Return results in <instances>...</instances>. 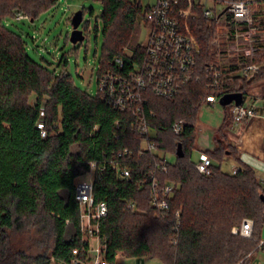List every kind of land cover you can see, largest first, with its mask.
Wrapping results in <instances>:
<instances>
[{
  "label": "trees",
  "instance_id": "16d2710c",
  "mask_svg": "<svg viewBox=\"0 0 264 264\" xmlns=\"http://www.w3.org/2000/svg\"><path fill=\"white\" fill-rule=\"evenodd\" d=\"M57 2L0 0V264H51V258L71 264L75 249L85 257L89 242L83 240L75 194L76 181L91 162L106 169L94 178L93 197L108 206V215L99 220L98 236L110 264L119 253L162 264H248L253 255L264 251V243L259 247L264 189L256 171L242 163L236 173L222 171L218 163L226 156L240 162L224 135L225 127L216 133V149L206 152L212 161L209 175L197 170L192 153L197 115L209 94L246 95L253 82L264 79V59L256 60L262 68L255 78L231 77L239 70L238 63L224 69L220 92L197 81L175 97L146 92L143 115L158 152L152 154L143 150L144 139L136 131L139 119L133 112L116 111L98 95L91 97L78 89L66 70L57 75L34 61L22 36L6 28L5 21L18 13L33 22ZM102 2L105 44L98 75L120 72L114 60L121 56L127 71L144 53L142 46L135 48L131 58L125 53L137 22L143 19V9L124 0ZM198 12L190 23L202 67L213 62L209 46L217 23ZM60 63L67 66L66 55ZM181 120L186 125L175 136L172 127ZM125 149L132 156H120ZM126 167L131 176L122 179L117 168ZM155 180L161 187L174 185L166 198L170 210L165 217L152 205ZM244 219L254 221L251 239L232 233ZM27 232L50 256L32 258L26 250L13 247V235Z\"/></svg>",
  "mask_w": 264,
  "mask_h": 264
},
{
  "label": "built area",
  "instance_id": "2783aa9c",
  "mask_svg": "<svg viewBox=\"0 0 264 264\" xmlns=\"http://www.w3.org/2000/svg\"><path fill=\"white\" fill-rule=\"evenodd\" d=\"M102 2V0H99ZM129 4L139 5L143 9V20L150 25L149 41L144 48V53L131 64V69L123 70L124 57L114 60L120 72L107 70L98 75L97 95L116 111H131L139 119L136 131L144 139L143 150L152 154L158 153L153 140V131L143 115V107L147 98L145 93L150 92L157 97H175L180 95L182 90L193 84L195 81L204 82L208 89L213 92H220L223 88L226 75L224 74V63H209L207 66L199 64L201 50L198 46L196 36L190 31L189 23L192 18L198 17V11H202L204 18L212 19L216 14L211 8L202 4L203 0H124ZM222 1V0H221ZM227 7L217 16L218 36L213 44L234 40L238 48V54H242L239 61V70L231 73L230 76L237 77L239 72L246 78H251L258 73L262 66L254 59L264 56V17L262 20L255 18V11L258 0H224ZM227 14L226 21L221 22L220 18ZM16 21L29 20L30 18L18 13ZM221 27V29H220ZM127 57H133L128 55ZM251 60V61H249ZM221 61V59H220ZM221 97L217 94H209L203 106L215 108ZM232 119L239 124L251 119L257 114V105L250 101V96L245 95L241 105L232 104ZM186 122L183 120L175 122L172 127L175 136H179L184 129ZM42 127V124H40ZM143 154V152H140ZM128 149L120 155H130ZM88 171L84 174L90 175L89 180L81 179L76 181V194L80 213L81 229L83 240L89 242V248L85 257H80L79 250H73L74 258L71 264H110L103 255V245L99 240V220L108 215V206L104 201L96 202L93 197L94 178L97 173L105 171V166L98 162L88 164ZM197 170L205 175L210 174L212 161L207 153H200L199 161L196 163ZM115 167V166H113ZM117 170L122 179L131 176L129 168ZM238 168L233 169L236 173ZM174 190L172 183L161 187L155 180L152 187V205L157 207L165 217L169 212L167 197ZM179 216V212H177ZM254 221L244 219L240 227H234L232 233L242 238H253ZM92 242L96 243L93 248ZM264 240H261L259 247Z\"/></svg>",
  "mask_w": 264,
  "mask_h": 264
},
{
  "label": "rangeland",
  "instance_id": "374dc122",
  "mask_svg": "<svg viewBox=\"0 0 264 264\" xmlns=\"http://www.w3.org/2000/svg\"><path fill=\"white\" fill-rule=\"evenodd\" d=\"M202 4L207 8H211L216 17L210 20L211 23L216 22L217 16L220 15L227 5L221 0H203ZM103 2L99 0H58L57 4L49 9L46 13L41 14L33 22L29 20L16 21L14 18H9L5 21L6 28L10 31L21 35L24 43H26V49L29 57L34 61L41 63L48 70L60 75L66 70L72 77L73 84L79 89L87 92L91 97L97 96L98 91V74L100 72V63L103 59V48L105 44L104 39V25L102 24V14L104 12ZM79 10L83 11V22L81 23V30L87 29L84 34L85 39L82 42L74 45L70 41L71 34L73 32V26L71 24L73 16ZM200 12H198V16ZM198 18V17H197ZM192 18V19H197ZM227 14H224L220 20L226 21ZM191 22V21H190ZM137 27L133 36L132 43L125 50V53L132 55L137 46L146 47L149 41L150 25L140 19L137 22ZM217 25V24H216ZM190 31L191 23H189ZM218 25L214 33V38L210 43L209 49L213 62L222 63V57L230 50L229 43L224 44L218 48L219 44H213V41L217 38ZM221 29V27H220ZM193 33V32H192ZM194 34V33H193ZM196 36V35H195ZM197 38V37H196ZM66 55L68 64L65 68L60 63L63 56ZM221 58V61H220ZM264 59V56L258 57V59ZM228 59V58H227ZM253 60H257L252 58ZM225 61V58H224ZM251 61V60H249ZM235 73V72H233ZM239 76L243 77L244 74L239 72ZM264 82V79L257 80L252 85H259ZM249 92H247L248 95ZM232 105L221 106L216 103L215 108H209L203 106L197 115L196 120V149L192 153V161L196 164L199 161L201 152H211L216 149L217 144V131L213 130L219 127L222 123V111L226 110L229 116L232 117ZM212 109V110H211ZM214 111V112H213ZM174 156H169L170 161H174ZM234 156H226L220 163L221 169L224 173H232L233 169L237 167ZM91 177L87 173L82 176V180H89ZM264 189V182L261 183ZM261 237L264 240V225L261 230ZM35 239H31L30 233H16L12 238V245L16 249H23L27 251V254L32 258L46 254L50 256V252L46 251L44 247L40 248L34 244ZM93 248L96 247V243L92 242ZM141 263L137 264H162L160 261H154L150 263L146 258L139 260ZM51 264H64L56 262L51 258ZM251 264H264V251H259L253 258Z\"/></svg>",
  "mask_w": 264,
  "mask_h": 264
},
{
  "label": "crops",
  "instance_id": "0c3cea01",
  "mask_svg": "<svg viewBox=\"0 0 264 264\" xmlns=\"http://www.w3.org/2000/svg\"><path fill=\"white\" fill-rule=\"evenodd\" d=\"M222 1L225 3L224 0ZM257 4L258 5L255 11V18L262 20L264 17V0H258ZM260 30L264 31V29H260ZM228 46L230 50L233 49V52L229 51L228 53L224 54V56L222 57L223 58L222 63H224L225 69L226 68L228 69L236 65L237 63L239 64L240 57L242 55V54H238L239 51L238 48L236 47L234 40H232ZM247 91L249 92L248 95L250 96V101H254L255 104L257 105L256 116H254L251 119H247L242 123L237 124L234 122V120L230 115L231 121L229 123L228 120L229 116L226 113L227 111L224 110L222 111V119H221L222 123L219 124L218 128L213 130L218 131L222 127H225L224 135H227L230 144L236 150V157H238L240 161V162L237 161L234 162L235 165H237V167L235 168H239L241 163L248 165L254 171H256V175L259 178L260 182L262 183L264 182V82L260 83L259 85H253L250 88V90ZM255 255H253L250 258L248 264H251L252 258ZM144 258L149 260L150 263L152 262V260L159 261L156 259H150L148 257H144ZM144 258H139V257L128 258L124 254L119 253L117 254L114 264H137V263H141L139 260ZM145 264H148V262L147 263L145 262Z\"/></svg>",
  "mask_w": 264,
  "mask_h": 264
},
{
  "label": "water",
  "instance_id": "95a60500",
  "mask_svg": "<svg viewBox=\"0 0 264 264\" xmlns=\"http://www.w3.org/2000/svg\"><path fill=\"white\" fill-rule=\"evenodd\" d=\"M83 22V11L79 10L76 12V14L73 16L71 24L73 26V32L70 37V41L74 44L77 45V43L84 41L85 36L83 33V30L80 29V25ZM256 76L253 75L252 78H255ZM244 93L243 92H238V93H227L224 94L223 97L220 98L219 104L221 106H228L234 104L235 106L241 105L244 101ZM179 151V156H183V153L181 151V147L179 146L178 148ZM229 153V152H227ZM262 201H264V194L261 195Z\"/></svg>",
  "mask_w": 264,
  "mask_h": 264
}]
</instances>
